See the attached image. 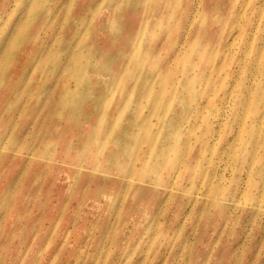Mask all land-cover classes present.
<instances>
[{
	"label": "rangeland",
	"instance_id": "374dc122",
	"mask_svg": "<svg viewBox=\"0 0 264 264\" xmlns=\"http://www.w3.org/2000/svg\"><path fill=\"white\" fill-rule=\"evenodd\" d=\"M0 264H264V0H0Z\"/></svg>",
	"mask_w": 264,
	"mask_h": 264
}]
</instances>
